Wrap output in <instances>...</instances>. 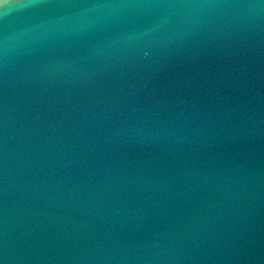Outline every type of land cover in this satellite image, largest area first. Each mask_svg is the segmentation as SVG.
<instances>
[{"label":"water","instance_id":"water-1","mask_svg":"<svg viewBox=\"0 0 264 264\" xmlns=\"http://www.w3.org/2000/svg\"><path fill=\"white\" fill-rule=\"evenodd\" d=\"M0 264H264V0H0Z\"/></svg>","mask_w":264,"mask_h":264}]
</instances>
